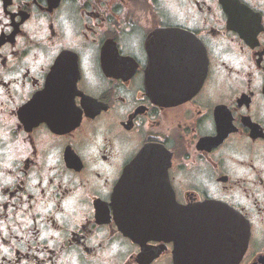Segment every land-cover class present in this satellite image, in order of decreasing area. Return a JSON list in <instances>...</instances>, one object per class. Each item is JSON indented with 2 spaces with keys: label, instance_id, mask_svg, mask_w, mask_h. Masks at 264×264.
Returning a JSON list of instances; mask_svg holds the SVG:
<instances>
[{
  "label": "flooded vegetation",
  "instance_id": "1",
  "mask_svg": "<svg viewBox=\"0 0 264 264\" xmlns=\"http://www.w3.org/2000/svg\"><path fill=\"white\" fill-rule=\"evenodd\" d=\"M215 257L264 264V0H0V264Z\"/></svg>",
  "mask_w": 264,
  "mask_h": 264
},
{
  "label": "water",
  "instance_id": "2",
  "mask_svg": "<svg viewBox=\"0 0 264 264\" xmlns=\"http://www.w3.org/2000/svg\"><path fill=\"white\" fill-rule=\"evenodd\" d=\"M159 70H163L164 72L168 71L167 77L173 79L172 83H170V81L168 79L165 82L159 83V86L162 87L167 92L166 93L167 95H169L168 97H166L167 99L160 100L162 102L167 101L168 98H171L174 94H177V92H180L179 91L180 88H183V89L187 88V89L191 90V93L195 92L199 88V86L201 85V83L203 81L202 65H201V61L199 59H195L193 61V65L190 67L188 73L184 77H181L178 74H176L174 71H172L173 69L170 67L164 66V67L159 68ZM179 74L180 75L182 74L181 68H179ZM163 79H166V77L164 76ZM146 150L147 149H144L138 155V157H142L143 155H146ZM161 156H162V150L159 148V157H161ZM164 163H166V161ZM164 181H166V179ZM159 182H161V179H159ZM122 187H123V182L121 181L119 188H122ZM119 195L122 196L120 193H119ZM205 205L211 210L212 216H214L215 213H218V214L222 213L223 214V212H224L223 206H218L219 204H217V203H209L208 202ZM224 222H225L224 217L219 218L218 219V226H217L214 223V220H212L211 228H213V229L217 228L219 231V233L217 235V239L215 240L217 242V243H215L216 246H220V241L225 238V236L223 234V232L225 231ZM161 228L162 227L159 225V231L161 230ZM163 229L166 231H174L173 228L164 227ZM248 233H249L248 226L246 224H244L243 235L239 236L238 243H237L239 251H238V254H235L236 256L238 255L237 256L238 259L240 258V256L242 255V253L246 247V243H247V239H248ZM182 256H184V255L182 254ZM214 261L216 264L217 262H222L223 260H220V257H215ZM214 261L211 260V262H214ZM180 263L181 264H192V261L188 258H182V259H180Z\"/></svg>",
  "mask_w": 264,
  "mask_h": 264
}]
</instances>
